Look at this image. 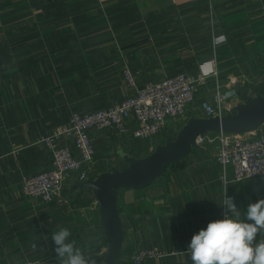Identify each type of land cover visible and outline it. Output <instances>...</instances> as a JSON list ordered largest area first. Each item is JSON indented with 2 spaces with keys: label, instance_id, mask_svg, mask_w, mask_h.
Returning <instances> with one entry per match:
<instances>
[{
  "label": "crops",
  "instance_id": "1",
  "mask_svg": "<svg viewBox=\"0 0 264 264\" xmlns=\"http://www.w3.org/2000/svg\"><path fill=\"white\" fill-rule=\"evenodd\" d=\"M132 13L138 24L132 23ZM137 30L141 46L133 45L136 38L121 43ZM159 37L166 41L157 48L153 40ZM216 37L227 42L214 48ZM200 39L208 40V51ZM160 54H183L189 60L163 61ZM207 55L214 57L197 58ZM256 55L264 62V0H0V264L40 262L55 246L53 232L62 227L74 232L73 240L87 242L76 233L82 231L80 217L99 219L92 192L73 189L77 181L72 178L64 191L70 208L60 214L53 205L26 198L22 182L51 167L52 154L42 140L67 125L73 113L110 109L131 95L126 68L138 75L141 87L168 77L148 80L152 72L199 73L212 60L217 68L220 62L249 71L245 57ZM213 84L199 89L198 102L211 99ZM248 88L252 96L264 94V80ZM129 127L134 128L133 121ZM91 138L96 177L126 166L119 149L131 156L133 146L142 144L111 131H92ZM60 144L74 152L71 141ZM225 192L245 220L247 205L264 198V179L225 187L212 153H192L151 187L121 191L124 264L138 248L152 247L165 256L140 264H192L191 238L221 219Z\"/></svg>",
  "mask_w": 264,
  "mask_h": 264
},
{
  "label": "built area",
  "instance_id": "2",
  "mask_svg": "<svg viewBox=\"0 0 264 264\" xmlns=\"http://www.w3.org/2000/svg\"><path fill=\"white\" fill-rule=\"evenodd\" d=\"M225 38H214V48L225 44ZM213 72L203 75L179 74L159 81L138 86L132 72L125 69V81L132 91L119 105L93 113H73L67 125L56 129L42 140L52 154L51 167L37 175L26 177L22 182L23 195L32 200H40L53 205L58 210L70 208V199L64 194L66 184L76 178L78 182L93 180L97 152L91 132L111 131L120 137H131L142 142L165 140L169 126L191 118L210 119L233 115L241 103L237 91H229L218 77L215 60L210 62ZM215 79L211 99L197 101L199 89L207 87ZM243 82V81H242ZM243 85L244 83H239ZM244 86V85H243ZM197 113V114H196ZM134 122V128L129 123ZM165 137V138H164ZM71 141L70 146L60 144V140ZM197 144L214 153V160L220 169V181L226 187L264 179V126L253 133L242 135L219 134L198 139ZM73 183V182H72ZM221 204L220 218L225 214ZM231 215V213H229ZM99 232L101 228L99 225ZM102 236V235H101ZM165 256L157 247L138 248L129 258V264H140ZM20 264H39L23 262Z\"/></svg>",
  "mask_w": 264,
  "mask_h": 264
},
{
  "label": "water",
  "instance_id": "3",
  "mask_svg": "<svg viewBox=\"0 0 264 264\" xmlns=\"http://www.w3.org/2000/svg\"><path fill=\"white\" fill-rule=\"evenodd\" d=\"M241 103L233 115L223 118H191L176 137L166 136V143L157 146L154 153L144 159H136L121 149L117 155L125 167L114 168L93 180L75 182L73 189L92 192L99 204V220L102 236L88 240L91 244H107L105 258L98 264H124L126 233L121 219L118 200L121 191H141L158 182L169 169L182 166L192 153L209 156L206 148L197 144L198 139L211 135L253 133L264 126V94L251 95L248 87L236 85Z\"/></svg>",
  "mask_w": 264,
  "mask_h": 264
},
{
  "label": "clouds",
  "instance_id": "4",
  "mask_svg": "<svg viewBox=\"0 0 264 264\" xmlns=\"http://www.w3.org/2000/svg\"><path fill=\"white\" fill-rule=\"evenodd\" d=\"M212 72L210 63L202 66L203 75ZM222 203L226 209L223 218L209 222L191 238L192 264H264V238L256 239L264 237V198L247 205L245 220L239 218L240 210L227 192ZM71 235L66 227L52 234L59 264H96L95 259L85 257L75 240H69Z\"/></svg>",
  "mask_w": 264,
  "mask_h": 264
},
{
  "label": "rangeland",
  "instance_id": "5",
  "mask_svg": "<svg viewBox=\"0 0 264 264\" xmlns=\"http://www.w3.org/2000/svg\"><path fill=\"white\" fill-rule=\"evenodd\" d=\"M136 13H132V15H131L132 16L131 21L133 20L132 21L133 24H136V22L138 24V21H137V18H136ZM123 21H121V22L123 23ZM140 35H141V32H139V30L129 32V33H127L126 36H130V37L122 38L121 39V43L128 44L133 38H136V39H133V45L137 46V47L141 46V44L144 43V41L139 38ZM162 35H163V33L159 34V36H162ZM149 37H150V35H149ZM151 40H152V38L151 39L149 38L147 41H151ZM165 41H166V39H163L162 37H159L158 39L153 40V43H154L153 45L155 47H157V48H160L164 44ZM177 41L182 42L183 40H177ZM197 41H199V43H202L201 47L203 48V50H207L208 51V49H207L208 48V44H207L208 40L200 39V40H197ZM155 43H157V44H155ZM162 50L165 51L166 49H162ZM139 57H140L139 55H134V58H138L139 59ZM157 57L159 59L163 60V61H168V60H171L172 58H174V59L176 58L179 62H187L189 60V56L183 55V54H180V55L160 54ZM201 57H202V59H207L210 56L209 55H207V56H197L198 59H200ZM262 58H263V56H257V55L256 56H247V57H245L246 62H243V64L245 63L244 64V66H245L244 69L245 70H249V71H244V72L235 71V70L231 69V66L229 65V63L222 65L219 62L218 77H219L220 82L223 85H225L227 88H229V91H233V90L237 91L236 90V85L239 84V83H244L243 84L244 86L251 87L253 83H258L259 81H263L264 80V69H263L264 62L262 61ZM250 60H252L253 62H250ZM238 61H240L239 57H238ZM240 66L241 65L239 64L238 67L240 68ZM236 69H238V68H236ZM251 69H254V70H251ZM197 73H198V71L197 72L196 71H194V72H191V71H167L165 73H160V72L153 73L152 72L149 75H147L148 77H146V78L148 80L151 79L152 81H154V80H157V77L158 78L159 77H164V76L170 77V76H175V75H179V74L194 75V74H197ZM132 74H133L136 82L137 83L140 82L139 81L140 79L138 80V78H139L138 75L135 76L134 73H132ZM160 74H162V76ZM240 74H242V75H240ZM142 75H144L143 72H142ZM214 80L215 79H211L210 81L214 82ZM148 82H151V81H148ZM213 85H215V82H214ZM197 115H199V117L202 118L200 114H197ZM173 125H175V124H172L171 126H169V128L167 130V133H170V132L174 131V132H172L173 133L172 137L174 138V137L177 136L178 132L184 126H181L182 123H176L175 127H172ZM165 143H166V138H165V140L162 138L161 140H158V141L142 142V144H137V146L134 145L133 149L129 153H130V155L133 158L144 159V158L148 157L149 155H151L152 153H154L156 148H157V146L164 145ZM212 155L214 156L213 152H212ZM260 180H263V179H260ZM36 201H38L40 203H43L40 200H36ZM57 212L62 214L61 212H59V210ZM71 218H73V220H76V218L79 219V216L78 217H71ZM80 218H82L84 223L82 222V231H81V233L80 234L76 233V235H78L79 239H82V238L87 239V242L83 243L82 240H78V241L76 240V246L79 247L84 252L86 258H93V259H95L96 263L98 264V263H100V261H102L105 258L108 246H107V244H102V245L91 244V243H89L88 240H92V239L98 238V237H100L102 235L101 232H99V230L96 229L97 228V224L100 223V220L97 219V217L95 215H93V216L92 215H87V216H82ZM74 229H75V227H74ZM69 230L72 233V235H71V237L69 239L73 240V236H75V234H74V232L71 229H69ZM55 247L56 246H53L51 251H49V255L44 257L43 259H39L40 262H37V263H39V264H59V258H58L57 254L55 252ZM41 249H43V248H37V250H41Z\"/></svg>",
  "mask_w": 264,
  "mask_h": 264
}]
</instances>
